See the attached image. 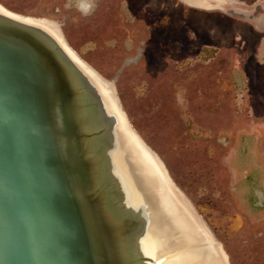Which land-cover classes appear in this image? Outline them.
I'll return each instance as SVG.
<instances>
[{
    "label": "water",
    "instance_id": "95a60500",
    "mask_svg": "<svg viewBox=\"0 0 264 264\" xmlns=\"http://www.w3.org/2000/svg\"><path fill=\"white\" fill-rule=\"evenodd\" d=\"M42 19L0 4V264H206L198 225L157 248L177 238L165 204L174 224L193 216L113 88Z\"/></svg>",
    "mask_w": 264,
    "mask_h": 264
},
{
    "label": "rangeland",
    "instance_id": "374dc122",
    "mask_svg": "<svg viewBox=\"0 0 264 264\" xmlns=\"http://www.w3.org/2000/svg\"><path fill=\"white\" fill-rule=\"evenodd\" d=\"M252 1L0 0L14 13L52 20L109 83L228 264H264V213L248 220L229 197L228 176L215 172L226 168L237 128L264 125V32L249 23L264 24V10Z\"/></svg>",
    "mask_w": 264,
    "mask_h": 264
},
{
    "label": "crops",
    "instance_id": "0c3cea01",
    "mask_svg": "<svg viewBox=\"0 0 264 264\" xmlns=\"http://www.w3.org/2000/svg\"><path fill=\"white\" fill-rule=\"evenodd\" d=\"M251 3L252 7L259 5L264 10V6H262L264 0H253ZM213 8L222 10L223 7L218 5L201 9L208 10ZM249 23L257 31L264 32L263 23L251 20ZM262 41L263 45L259 50L261 48V50H264V37ZM262 55L259 58L262 61L259 63L263 64L264 54ZM239 78V81L243 84L244 79L242 77ZM243 124L245 125L246 123ZM250 127L251 130L243 127L237 128L232 133L230 144L232 151L228 154L227 166L223 168L224 170L218 168L215 172L219 179H224L225 175L228 176L230 180L229 197L235 208L242 212L248 220L255 221L264 213V148L260 146L261 136L264 135V125L258 124Z\"/></svg>",
    "mask_w": 264,
    "mask_h": 264
},
{
    "label": "bare ground",
    "instance_id": "6f19581e",
    "mask_svg": "<svg viewBox=\"0 0 264 264\" xmlns=\"http://www.w3.org/2000/svg\"><path fill=\"white\" fill-rule=\"evenodd\" d=\"M41 24L47 29V31H49L50 33H52L55 36H58V38H59L58 27L52 22V20L50 21L49 19H46V18L42 19ZM78 57L81 59V57L79 55H78ZM81 60L86 65V62L83 59H81ZM122 118H123V116H122ZM148 149L151 152L154 153V157L157 156V154L154 151H152L149 147H148ZM155 161H157L156 158H155ZM157 163H158L159 167L162 169L161 164H159L158 161H157ZM170 180H171L170 181L171 183L169 182V180H168L167 183H168V185H169V187H170V189H171V191L173 193V197L177 200V203L179 205H181V207L183 206L187 210V212L193 216L195 223L192 224V223H189V222H185L186 224L185 223L181 224V225L180 224H176V223L174 224L173 218L170 217V213L173 212L174 210H176L178 212L179 209L176 206L172 207V206H167L165 204L162 210H163L164 216L166 215L165 216V218L167 219L166 220L167 221L166 224L169 221L170 225L169 226L167 225V226L173 232V234H177L176 235L177 238H175L176 239L175 242H173V244H171V245H170V243L161 245L160 243L155 242V245L157 246V248L163 247L164 251H168V249L172 248V246H175L176 248H178L180 246V244L183 243V239L181 238V235L183 236L184 234H187V235L192 236L193 233H194L193 231L197 228V225H198V226L201 227V231L203 232V239H205V238L207 239L205 243H208V245H210L208 248H207V246H204L205 252L204 253H200L199 256L201 255V257H205L206 258V262L208 264H212L211 262H209V260H212V257L214 255V251H216V254H215L217 256V257L215 256L216 257V263L217 264H226V262H227L226 255H225L224 250L221 247L220 243L218 241H216V239H214V237H212L211 233H209L208 228L203 223V221H201V217L196 212V210L193 208L192 204L190 203L188 198L185 196V194L175 184V182L172 180V178H170ZM154 191H156V190L154 189ZM153 195H156L155 192L153 193ZM149 232H150V230H149ZM151 233L154 234V230ZM209 248H211L210 250L212 252L209 251ZM208 253L210 254L209 258H207L208 255H209ZM177 259L174 260V259L169 258V262H167L166 264H179V261H181V258L179 257Z\"/></svg>",
    "mask_w": 264,
    "mask_h": 264
},
{
    "label": "trees",
    "instance_id": "16d2710c",
    "mask_svg": "<svg viewBox=\"0 0 264 264\" xmlns=\"http://www.w3.org/2000/svg\"><path fill=\"white\" fill-rule=\"evenodd\" d=\"M187 129H189L190 135H194V131L192 130V128L190 127V124L187 122Z\"/></svg>",
    "mask_w": 264,
    "mask_h": 264
},
{
    "label": "flooded vegetation",
    "instance_id": "af4514ba",
    "mask_svg": "<svg viewBox=\"0 0 264 264\" xmlns=\"http://www.w3.org/2000/svg\"><path fill=\"white\" fill-rule=\"evenodd\" d=\"M81 3H82V2H81ZM81 3H80V4H81ZM81 5H83V4H81Z\"/></svg>",
    "mask_w": 264,
    "mask_h": 264
}]
</instances>
